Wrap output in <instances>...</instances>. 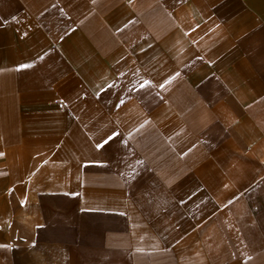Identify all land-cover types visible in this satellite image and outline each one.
<instances>
[{
    "label": "crops",
    "instance_id": "1",
    "mask_svg": "<svg viewBox=\"0 0 264 264\" xmlns=\"http://www.w3.org/2000/svg\"><path fill=\"white\" fill-rule=\"evenodd\" d=\"M0 264H264V0H0Z\"/></svg>",
    "mask_w": 264,
    "mask_h": 264
},
{
    "label": "built area",
    "instance_id": "2",
    "mask_svg": "<svg viewBox=\"0 0 264 264\" xmlns=\"http://www.w3.org/2000/svg\"><path fill=\"white\" fill-rule=\"evenodd\" d=\"M54 52L57 58H59L60 60L64 59L63 54L60 51H58L56 48L54 49Z\"/></svg>",
    "mask_w": 264,
    "mask_h": 264
}]
</instances>
